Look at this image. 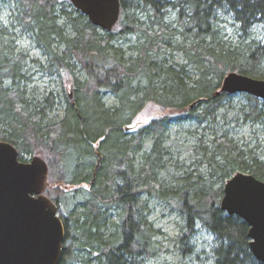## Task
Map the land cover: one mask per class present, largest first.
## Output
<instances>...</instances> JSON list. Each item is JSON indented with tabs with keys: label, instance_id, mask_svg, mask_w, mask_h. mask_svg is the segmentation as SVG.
Here are the masks:
<instances>
[{
	"label": "trees",
	"instance_id": "1",
	"mask_svg": "<svg viewBox=\"0 0 264 264\" xmlns=\"http://www.w3.org/2000/svg\"><path fill=\"white\" fill-rule=\"evenodd\" d=\"M8 1V19L0 7V141L20 161L48 164L45 195L65 228L59 264H153L168 247L150 219L152 199L179 216V264H264L251 253L248 224L221 209L224 184L240 172L264 181V161L212 128L242 115L264 119V101L243 94L240 108L235 94H218L230 73L264 77V0H120L111 32L70 0H0ZM25 34L44 62L18 47ZM31 63L62 79L60 96L30 87ZM148 104L162 116L133 129ZM184 122H210L186 133L197 142L195 170L174 158L183 150L171 129ZM199 227L216 238L210 251L196 242Z\"/></svg>",
	"mask_w": 264,
	"mask_h": 264
},
{
	"label": "water",
	"instance_id": "2",
	"mask_svg": "<svg viewBox=\"0 0 264 264\" xmlns=\"http://www.w3.org/2000/svg\"><path fill=\"white\" fill-rule=\"evenodd\" d=\"M70 2L103 31L111 32L120 19V0ZM220 93L248 94L264 101V80L230 73ZM69 97L74 102L73 92ZM48 174L42 158L20 161L18 149L0 141V264L60 263L65 228L58 207L45 195ZM221 209L248 224L251 253L264 263V181L237 173L224 187Z\"/></svg>",
	"mask_w": 264,
	"mask_h": 264
},
{
	"label": "rangeland",
	"instance_id": "3",
	"mask_svg": "<svg viewBox=\"0 0 264 264\" xmlns=\"http://www.w3.org/2000/svg\"><path fill=\"white\" fill-rule=\"evenodd\" d=\"M0 7L2 9L3 16L8 19L11 15V10L14 7L11 1H8L6 3L0 2ZM262 28L263 27H261L260 38L264 42V31L262 30ZM227 32L229 36H236L235 31H233L232 27H229ZM18 47L25 54H29V58L31 59V61H33L34 59H40L42 62L45 61V59L41 56L39 50L36 49L34 42L31 40L28 34H25L23 36V39ZM179 57L180 56H177V61H180ZM30 66L32 67L31 73L34 75L32 81L33 83L30 85V87H33L34 89H36V91L41 92V94L54 91L57 96H60L63 89L62 79H60L56 75H44L40 69H35L33 63H31ZM260 69L264 74V63L260 66ZM76 73L81 74L79 75L80 77L84 75L79 72L78 69ZM257 79L264 80V77H257ZM66 86L69 88L68 84H66ZM59 99L61 98L59 97ZM106 102L109 106H114L116 103L113 97L111 96H107ZM231 102L233 103V105L241 108L244 105L248 104L249 101L248 99H246V97L243 96V94H235L231 98ZM63 106L64 103L61 102L59 104V112H56L51 116L52 120L62 116ZM162 114L163 111L157 105H146L144 110L135 119L133 123V129L139 128L150 123V121L159 118L160 116H162ZM236 120H238L237 123ZM209 124L210 122H206L204 125L198 126V124L195 122H184L172 127L171 139L175 141V143H177L179 147H181L183 150H176V156L174 158H180V161L185 164V169L190 168L192 170H195L197 168L193 156V146L197 144L196 138H194L191 134L186 133L191 130L194 131L195 129H198L199 133H204V127H207ZM220 127H222L224 131H227L230 137H232L241 147L244 144H247L249 150L253 149L255 154L262 161H264V119L257 123H247V121L244 120V116L242 115L240 119H238L237 117H231L227 121L218 120L217 124L212 126V128H214V130L216 131H218ZM205 134L207 138L212 139V132H209V128L208 130H205ZM188 146H190L189 149H187ZM226 183L224 184V187ZM150 205L152 209L150 219L155 223L158 228L161 229L163 233L161 240L168 247V251L163 253L160 258H157L155 261H153V264H179V258L173 246V240L177 237L179 233V216L177 212L174 211L173 208L168 206L166 203H162L160 201L152 199ZM196 242L199 247H204L207 249V251H210L214 246H216V238L212 234L201 229V227H199Z\"/></svg>",
	"mask_w": 264,
	"mask_h": 264
}]
</instances>
